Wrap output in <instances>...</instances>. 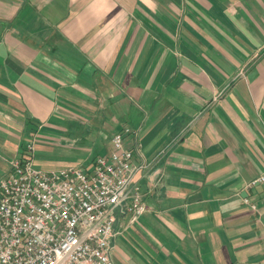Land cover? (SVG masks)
<instances>
[{
  "label": "crops",
  "instance_id": "1",
  "mask_svg": "<svg viewBox=\"0 0 264 264\" xmlns=\"http://www.w3.org/2000/svg\"><path fill=\"white\" fill-rule=\"evenodd\" d=\"M119 132L151 167L114 264H264V0H0V179Z\"/></svg>",
  "mask_w": 264,
  "mask_h": 264
},
{
  "label": "built area",
  "instance_id": "2",
  "mask_svg": "<svg viewBox=\"0 0 264 264\" xmlns=\"http://www.w3.org/2000/svg\"><path fill=\"white\" fill-rule=\"evenodd\" d=\"M123 142L117 133L112 153L97 157L88 173L41 171L31 146L27 157L13 158L0 179V264H114L116 221L128 216L134 223L147 212L136 175L151 167L135 164ZM259 184L264 172L247 186Z\"/></svg>",
  "mask_w": 264,
  "mask_h": 264
}]
</instances>
